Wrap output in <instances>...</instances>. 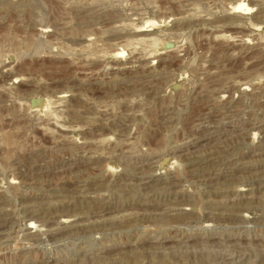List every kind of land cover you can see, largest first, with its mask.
<instances>
[{"label": "rangeland", "instance_id": "1", "mask_svg": "<svg viewBox=\"0 0 264 264\" xmlns=\"http://www.w3.org/2000/svg\"><path fill=\"white\" fill-rule=\"evenodd\" d=\"M0 264H264V0H0Z\"/></svg>", "mask_w": 264, "mask_h": 264}, {"label": "bare ground", "instance_id": "2", "mask_svg": "<svg viewBox=\"0 0 264 264\" xmlns=\"http://www.w3.org/2000/svg\"><path fill=\"white\" fill-rule=\"evenodd\" d=\"M247 10H248V11H251V8H248ZM112 16H113V15H112ZM151 26L153 27L151 30H138V31H136V33H141V32H143V31H154V30L156 29L155 26H159V25L155 23V24H152ZM147 33H148V32H147ZM231 38H232V36H231ZM152 39H153V38H152ZM228 39H229V38H228ZM129 40H130V39H129ZM129 40H128V41H129ZM165 61H166V60H165ZM164 64H165V63H164ZM166 64H167V63H166ZM169 64H171V63H169ZM166 66H167V65H166ZM8 69H9V68H8ZM4 71H5V70H4ZM35 97H36V96H35ZM38 105H42V106H44L42 100H41L40 102H36L34 106H38ZM10 141H11V140H10ZM10 141H9V142H10ZM13 143H14V142H13ZM9 144H10V143H9ZM105 152H106V151H105ZM108 153H109V152H108ZM106 155H107V153H106ZM106 155H105V156H106ZM107 157H112V155L110 154V155H108ZM109 164H110V167H112V166H111V162H110Z\"/></svg>", "mask_w": 264, "mask_h": 264}]
</instances>
